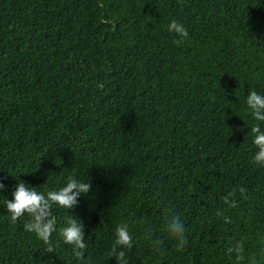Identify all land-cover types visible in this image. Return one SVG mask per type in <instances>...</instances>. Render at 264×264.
Masks as SVG:
<instances>
[{
    "label": "trees",
    "instance_id": "16d2710c",
    "mask_svg": "<svg viewBox=\"0 0 264 264\" xmlns=\"http://www.w3.org/2000/svg\"><path fill=\"white\" fill-rule=\"evenodd\" d=\"M172 20L189 33L180 45ZM250 90L264 95V0H0V264H79L55 232L44 252L4 205L20 180L46 193L69 176L91 190L53 214L58 228L83 222L88 264H116L124 223L129 264H264ZM236 241L242 261L226 255Z\"/></svg>",
    "mask_w": 264,
    "mask_h": 264
},
{
    "label": "clouds",
    "instance_id": "9594fccd",
    "mask_svg": "<svg viewBox=\"0 0 264 264\" xmlns=\"http://www.w3.org/2000/svg\"><path fill=\"white\" fill-rule=\"evenodd\" d=\"M168 31L175 33L178 37L174 43L180 45L189 36L186 27L176 20H172L168 25ZM246 105L250 110L254 120L264 122V95L259 94L255 90H250L246 97ZM252 135V144L257 151L252 157V162L258 166L264 167V129L260 124L250 127ZM6 186L0 179V190ZM89 182H82L73 176L67 177L65 186L58 190H50L46 193L38 192L35 187H29L23 180L15 185L12 192V199H7L4 203L6 212L12 224H16L22 217L27 216V220L23 223V229L26 232L33 233L37 240L42 241L43 251L54 253L55 246L52 243V234L55 232L59 236V240L71 247L72 256L79 261V264H88L85 258L87 243L85 241V231L83 222L75 215H67L64 218V224L57 227V219L53 214L54 209L70 210L77 206L78 197L81 194L87 195L91 190ZM247 189L240 187L238 190L233 189L222 197L223 203L228 208L238 206L237 193L242 199H247ZM168 216L163 231L167 237L176 241L178 250H182L187 244L186 227L180 215L173 214L167 209ZM222 215L220 210L216 213ZM225 223H231L229 217L224 216ZM157 246L162 241L155 242ZM133 248L132 235L128 230L126 223L120 224L115 228L114 240L107 257H115L116 264H129L125 249ZM238 261L244 259V244L242 241H236L235 244L226 249V255L232 256ZM252 264H255L253 259Z\"/></svg>",
    "mask_w": 264,
    "mask_h": 264
}]
</instances>
